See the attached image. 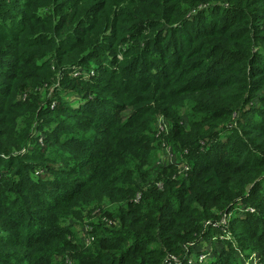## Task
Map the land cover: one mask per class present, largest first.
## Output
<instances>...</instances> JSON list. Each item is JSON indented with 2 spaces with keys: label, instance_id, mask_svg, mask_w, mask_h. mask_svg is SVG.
<instances>
[{
  "label": "trees",
  "instance_id": "1",
  "mask_svg": "<svg viewBox=\"0 0 264 264\" xmlns=\"http://www.w3.org/2000/svg\"><path fill=\"white\" fill-rule=\"evenodd\" d=\"M1 166L0 264L264 262V0H0Z\"/></svg>",
  "mask_w": 264,
  "mask_h": 264
},
{
  "label": "rangeland",
  "instance_id": "2",
  "mask_svg": "<svg viewBox=\"0 0 264 264\" xmlns=\"http://www.w3.org/2000/svg\"><path fill=\"white\" fill-rule=\"evenodd\" d=\"M79 75V72L76 73V76ZM58 87V85H56ZM49 92V95H54V100H58L60 98V95H56V89L55 86L50 87V88H45ZM56 101H54L53 106H55ZM66 103L72 107H76L79 105V102L74 100V101H66ZM81 103V102H80ZM56 125H53L51 128H53ZM35 141H38L39 143L45 138L42 137V133L40 132L39 129L35 128ZM45 143V142H44ZM44 143L42 146H44ZM34 145V143H32ZM33 152V151H31ZM47 158L53 159L54 161H61L64 158L60 154H46ZM180 155H177V157ZM179 158V157H178ZM66 163H68V160H66ZM175 162L172 161L171 159V152L169 150H166L160 153L158 156V160L154 164L151 170V182H154L161 169L164 166H168L171 164H174ZM58 164V163H57ZM56 165V164H55ZM54 165V166H55ZM182 169H185L186 166L178 165ZM41 173L44 174V171L41 170ZM40 173H36V178H39ZM8 171L4 166L0 167V183H4L11 185L12 184V179L9 178L8 176ZM41 178V177H40ZM37 182L41 183L42 181L38 180ZM158 185H161V183H158ZM112 205L110 206L107 202L104 203L103 207L101 208H111ZM100 208H96V211H92V219L95 221L97 219V215L99 214ZM245 211L247 210L246 208L244 209ZM71 224L75 225V222L71 221ZM90 224L91 221H85L83 223L79 224V227L77 228L75 234L80 238V240L85 243L86 245H90L93 241V238L89 236L90 232ZM110 225H115L116 223H112L111 221L108 222ZM234 236L232 234H228L227 232H224V234H209L206 239H204V244L199 245L198 247L195 248V250L192 252V256L188 258V264H210L209 261L212 259H222L225 262H228V257H230V262L231 264H264L262 261V257L259 254V252L253 253V254H246L243 253V251L239 248L240 246L238 245L237 240L234 238L233 242L236 246L235 250L233 248L231 249L229 244L227 245L229 240H232ZM228 240V241H227ZM228 247V248H227ZM176 260V259H175Z\"/></svg>",
  "mask_w": 264,
  "mask_h": 264
},
{
  "label": "built area",
  "instance_id": "3",
  "mask_svg": "<svg viewBox=\"0 0 264 264\" xmlns=\"http://www.w3.org/2000/svg\"><path fill=\"white\" fill-rule=\"evenodd\" d=\"M164 125H165V122L164 121H160L159 124H158V128H160V130H163L164 131V129H163ZM166 150H169L171 152L170 149H166ZM171 159H172V161H175L174 160V155L172 154V152H171Z\"/></svg>",
  "mask_w": 264,
  "mask_h": 264
},
{
  "label": "crops",
  "instance_id": "4",
  "mask_svg": "<svg viewBox=\"0 0 264 264\" xmlns=\"http://www.w3.org/2000/svg\"><path fill=\"white\" fill-rule=\"evenodd\" d=\"M164 153V152H163Z\"/></svg>",
  "mask_w": 264,
  "mask_h": 264
}]
</instances>
